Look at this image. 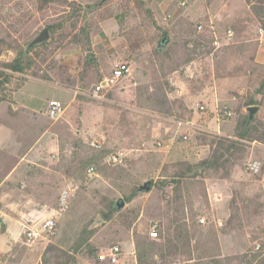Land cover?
<instances>
[{
    "label": "rangeland",
    "instance_id": "rangeland-1",
    "mask_svg": "<svg viewBox=\"0 0 264 264\" xmlns=\"http://www.w3.org/2000/svg\"><path fill=\"white\" fill-rule=\"evenodd\" d=\"M7 1L11 7H5ZM100 1L0 0L2 95L7 99L27 80L13 100L43 113L49 103L67 104L72 96L57 81H66L77 92L75 103L61 117L46 118L43 154L30 153V163L22 162L17 168L19 182L10 185L49 209H58L67 191L57 231L48 241L26 244L24 227L16 225L5 238L7 243L13 238L14 243L0 252V262L260 264L264 261V180L247 174L244 166L249 160L264 164V65L255 60L264 30V0H205L209 16L188 20L185 15L192 0L158 20L147 3L150 0ZM168 15L170 20L163 23L161 18ZM209 19L215 25L217 46L208 28L204 33L195 28ZM44 27L50 39L28 52L31 68L25 74L4 69L2 65L18 51L24 52ZM228 28L234 32L230 40L224 35ZM141 30L143 38H139ZM100 35L117 44L127 39L133 57L147 49L141 56L143 74L153 92L134 87L140 67L132 65L131 74L113 86L104 101L89 96L103 79L91 47L92 38ZM165 37L168 45L156 53L157 42ZM104 42L99 43L102 50H106ZM89 55L93 62L87 61ZM43 79L54 80L47 84ZM175 81L188 83L191 91L208 84L215 87L223 99L216 112L226 107L233 116L217 120L215 112L212 125L222 123V131L231 135L213 132L214 126L209 128L201 119L196 122L201 128L187 127L192 110L181 98L162 96L163 83L172 91L170 83ZM250 101L259 107L248 127L251 136L237 138L235 127L247 118ZM66 118L71 125L64 122ZM158 123L172 128L173 139L167 146L150 141ZM222 140L240 145L227 153L228 143ZM94 141L97 147L91 145ZM217 143L224 144L222 149ZM170 145L172 154L167 156ZM115 151L125 157L107 164L106 155ZM221 154L218 169L197 166ZM90 165L96 167V175L87 180L85 170ZM145 181H152L150 190L137 192ZM8 188L2 185L0 193ZM117 200L124 202L121 209L115 207ZM202 217L205 224L199 222ZM153 224L158 225L155 239L149 237ZM4 233L2 225L0 235ZM125 245L132 250L111 262L109 250L115 246L124 250Z\"/></svg>",
    "mask_w": 264,
    "mask_h": 264
},
{
    "label": "crops",
    "instance_id": "crops-1",
    "mask_svg": "<svg viewBox=\"0 0 264 264\" xmlns=\"http://www.w3.org/2000/svg\"><path fill=\"white\" fill-rule=\"evenodd\" d=\"M181 1H187V6L190 3V0H150L147 3L153 9L154 20H158V17L161 14H173ZM192 1L193 4L185 15L187 18L186 20L196 19L199 16H209V11L207 9L205 0ZM11 6V1H7L5 3V7ZM118 26L119 25L116 24L115 28L118 29ZM143 35V30H141L139 33V38H143ZM107 38L108 37L105 35H100L99 37L92 38L91 40L94 62L96 68L99 70V73L103 75V78L109 75L112 72L114 66L120 62H126L130 65V67L132 65H137L140 67V69L135 72L136 80L134 82V87L138 86V90L141 89L143 92L145 90H151L150 92H153L154 89L150 86H147L148 81L143 74L144 67L141 56L143 57L142 54L146 53L147 49L145 48L142 51H136V54L134 55L135 57H133L129 47L130 43L126 41L127 39L124 41H119V44H117L113 43L109 38ZM102 40L105 41L103 45L106 50H102L101 46L99 45ZM130 55L131 57H129ZM255 60L258 63L264 65V30H262L260 33ZM110 66L112 67L110 68ZM43 80L47 83V81L51 82L54 79ZM26 81L22 82V84L13 89L7 99L0 103V188L2 185L10 187L7 190L4 189L0 193V203L2 205V209H0V222L5 227V233L0 235V245L4 244L5 246L0 247V252H7L10 246L14 243L13 238L9 237V243L5 241V238H7L9 233L13 231L16 225H21L23 227L37 226L44 220V218H49L52 215V209H49L47 205H41L37 203V201L32 199L29 195L24 194L21 190L14 189L10 186L19 182L18 175H16L18 166H20L22 162L30 163V153L34 151L43 154L46 145L44 141L47 134V129L45 128L44 124L46 118H48L46 115L47 106L45 107V111L43 113H37L32 106H19L13 100L15 93L25 86L27 83ZM57 82L61 86L65 87L64 89L66 92L72 91V96L69 102L67 104H62L65 107L66 112L68 108H70L72 104L75 103L77 92L69 85H66V81ZM170 86L174 87L175 90L171 91V89H167L163 83V86H161L163 89L162 96H165L164 98L166 100H174L176 98L179 100V98H181L184 105L192 110L193 116L192 119L186 123L187 127L190 126L192 128V126L196 125L195 127L201 128L196 124V122L200 119L203 120V123H208L209 128L214 126L212 124L215 120L214 118L216 109L218 105L222 104L223 102V99L217 95L215 87H211L208 84L205 85L204 88H201L200 86L196 90L191 91V87H189L188 83L186 84L185 82L178 81L171 82ZM196 103L204 104L207 107L206 112L199 114L194 108ZM64 122L67 125H71V121L67 118L64 120ZM233 128L234 124L231 128V133L233 132ZM213 132L224 136L228 134L229 136L231 135L230 133L222 131V123L215 124ZM21 136H23L22 140L19 139ZM32 137L33 139L30 141V138ZM134 138H139V132L135 133ZM151 139L155 140V142L157 141L160 146H167L166 143L169 141L171 142L173 139L172 128L165 127L161 123H158L151 132L150 141ZM141 141L142 143L146 144L145 139H141ZM29 143L32 145H29ZM170 148L171 145L168 146L167 156L172 154V152H169ZM7 211L12 214H8ZM2 236H4V238H2ZM124 248V250L121 249L120 254V256L123 257L126 256L125 254L129 250H132L130 245H125ZM0 264H2V262H0Z\"/></svg>",
    "mask_w": 264,
    "mask_h": 264
},
{
    "label": "built area",
    "instance_id": "built-area-1",
    "mask_svg": "<svg viewBox=\"0 0 264 264\" xmlns=\"http://www.w3.org/2000/svg\"><path fill=\"white\" fill-rule=\"evenodd\" d=\"M187 1H181L179 3V7H186ZM168 20H170V16H165L162 18L163 23H167ZM196 30L199 33L206 32V28H208V33L212 35V43L214 46H217L218 43V36L216 34L215 25L214 22L209 19L207 22H199L196 25ZM261 33V31H260ZM225 37L230 40L233 38L234 32L232 29H227L225 31ZM42 73V71H40ZM131 74V67L126 62H120L117 65L114 66L112 72L104 77L100 82H98L96 85H94L89 93V96L96 100V101H104L106 94L110 91V89L115 86L116 84L123 81L125 78H127ZM206 106L204 104H196V111L200 112L201 114L206 112ZM65 107L58 103V102H51L46 107V115L50 119H58L65 113ZM233 113L228 110L226 107H222L218 109L216 112V118L219 120L221 117L225 119L232 118ZM98 143L96 141L92 142L91 145L94 147H97ZM159 145V143H157ZM125 157L124 153L122 151H115L111 152L106 155L105 162L107 164H117L123 160ZM244 170L247 174L250 175H258L264 180V164L255 161V160H249L245 163ZM96 175V168L94 165H90L85 170V178L87 180L92 179ZM66 197H67V191L63 193L61 196V199L59 201V207L58 209H52V215L49 218H44V220L37 226H25L23 231V239L26 244H34L37 241H48L49 238L55 235L57 231V224L60 219L61 213L64 210L66 206ZM199 222L201 224H205V218H200ZM157 229L158 225L153 224L150 232L149 237L151 239H155L157 237ZM256 248H259V245L256 246ZM121 253V250L119 247H112L109 250L108 258L111 262L115 263L117 262V259ZM106 255L101 254V258H105Z\"/></svg>",
    "mask_w": 264,
    "mask_h": 264
},
{
    "label": "trees",
    "instance_id": "trees-1",
    "mask_svg": "<svg viewBox=\"0 0 264 264\" xmlns=\"http://www.w3.org/2000/svg\"><path fill=\"white\" fill-rule=\"evenodd\" d=\"M144 1V0H143ZM142 1V2H143ZM82 32H84L83 30H81ZM155 52L158 53L159 52V49H155ZM88 62H93V57L91 55H89L88 59H87ZM4 69H7L8 71H11V72H14V73H19V74H25V72L31 68L32 66V61L31 59L29 58V53L27 54H24L23 50L21 51H18V53L16 54V56L14 57V59L9 62V63H5L2 65ZM3 75V72H0V76ZM5 82V81H4ZM3 81L0 82V103L4 100H6V98L2 95L1 93V90L3 88V84H5ZM254 103L253 102H249L247 104V106H252ZM246 117L243 119L242 122H240L239 124L236 125L235 127V131L238 132L237 134V138H245V137H250L251 136V132L252 131V128H248L247 130L243 131V129L245 128V121H246ZM222 142H226L228 143L226 148H225V151L228 153L229 149H237V147L240 145V143L238 141H228V140H222ZM217 148L218 149H222L223 147V143H217ZM222 154L219 155L218 159L213 157V161L211 162H203V163H200L199 167H210V168H219V160L220 158H222ZM96 168V167H95ZM196 167H193V169H195ZM192 169V170H193ZM199 174V173H197ZM151 184L152 181H151ZM0 226H2L0 224ZM260 264H264V261H261Z\"/></svg>",
    "mask_w": 264,
    "mask_h": 264
},
{
    "label": "water",
    "instance_id": "water-1",
    "mask_svg": "<svg viewBox=\"0 0 264 264\" xmlns=\"http://www.w3.org/2000/svg\"><path fill=\"white\" fill-rule=\"evenodd\" d=\"M105 0H101L100 3L104 2ZM50 39V33L49 30L44 27L42 28L25 46L24 49V54H27L33 47L41 45V44H45L49 41ZM169 43V38L165 37L162 38L161 40H159L157 42L156 48L157 49H161V48H165ZM259 107L256 106H250L246 108V112L248 113L247 116V120L245 122V129L249 127L253 117L256 115V113L258 112ZM151 187V182L150 181H145L142 185H140L137 188V192H147L150 190ZM124 206V202L122 201H116L115 202V207L117 209H121Z\"/></svg>",
    "mask_w": 264,
    "mask_h": 264
}]
</instances>
